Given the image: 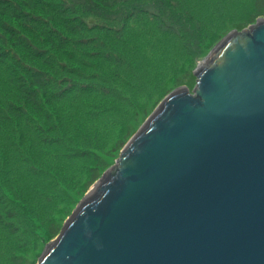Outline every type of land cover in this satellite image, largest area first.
Masks as SVG:
<instances>
[{"label": "water", "instance_id": "obj_1", "mask_svg": "<svg viewBox=\"0 0 264 264\" xmlns=\"http://www.w3.org/2000/svg\"><path fill=\"white\" fill-rule=\"evenodd\" d=\"M168 94L36 264H264V19Z\"/></svg>", "mask_w": 264, "mask_h": 264}, {"label": "trees", "instance_id": "obj_2", "mask_svg": "<svg viewBox=\"0 0 264 264\" xmlns=\"http://www.w3.org/2000/svg\"><path fill=\"white\" fill-rule=\"evenodd\" d=\"M235 1L0 0L1 261L22 264L23 252L16 249L18 233L27 235L29 229L36 233L34 224L41 215L32 203L39 206L37 201L46 196L38 177L45 174L68 187L77 178V165L70 171L65 159H53L42 151L66 142L80 146L81 154L92 156L97 163L87 171L90 186L108 166L97 153L101 147L96 138L104 130L124 126L132 111L138 114L137 97L159 96L168 83L182 84L174 70L181 65L187 69L226 34V17L221 23L219 20L227 13L224 8ZM250 3L253 23L255 17L264 16V0ZM93 33H99V38L84 37ZM110 45L117 56L104 57L102 52L110 50ZM89 61L95 66L89 67ZM88 68H99L105 76L118 74L136 87L129 89L127 97L106 88L100 77L91 80L102 87L88 86L84 83V69ZM66 79L85 87L68 86ZM193 79L189 73L184 82L190 84ZM74 92L76 96H72ZM85 102L102 107L90 109ZM103 108L108 111L102 112ZM62 118L73 127L63 124ZM70 132L73 136L66 140ZM123 145L124 140L113 150L119 151ZM14 148L16 154L11 157ZM22 159H29L26 164L40 173L21 170L14 161ZM12 169L15 176L11 179ZM58 232L57 224L48 228L50 237Z\"/></svg>", "mask_w": 264, "mask_h": 264}, {"label": "rangeland", "instance_id": "obj_3", "mask_svg": "<svg viewBox=\"0 0 264 264\" xmlns=\"http://www.w3.org/2000/svg\"><path fill=\"white\" fill-rule=\"evenodd\" d=\"M152 1V0H151ZM156 4H160V1H156ZM157 10V11H156ZM224 10L227 13H224V15L220 18V23L222 20L225 19L226 22V28L225 35L217 42L214 46H211L207 53L199 58L196 59L193 63L189 64L187 66V69H183V65L179 66L177 69L174 70V72L177 74V77H182L183 83L180 85H175L172 83H168L161 94L155 95L152 98L148 97L146 99H141V97H137L138 100L136 101L137 104H140L141 106L138 109V114L134 113L132 110V115H130V118L126 123H124V126L121 124L119 126H115L114 128H110L107 130L102 131V133L96 138L97 139V146L101 147V150L97 151L99 153L100 159L105 161L107 163V168L101 172V176L113 165H115V162L117 158L119 157V154L121 150L124 148L126 143L130 140V138L136 133V131L142 126V124L145 122V120L151 115V113L158 107V105L163 101V99L170 94L173 90L178 89L180 87H187L189 91L193 89L195 86V76L194 72L198 67V63L202 61L211 51L212 49L231 31L233 30H243L246 29L248 26L254 24L257 20L264 19V16H258L255 17L254 22L250 23V18L252 15H254V11L252 9V5L250 3V0H237L233 2V5H227ZM154 13H158V9L154 8L152 10ZM162 17V16H161ZM163 18V17H162ZM164 20V18H163ZM89 23L92 22V20H87ZM99 33H93L92 35L86 34L84 37H94L99 38L97 35ZM102 42V41H101ZM104 45H107L106 43ZM110 50L103 51L102 53L104 57H107L108 55L117 56L116 50H114L110 45ZM23 59V58H22ZM24 60V59H23ZM103 58L100 61H104ZM104 63V62H103ZM87 65L89 67L95 66L92 62H87ZM86 72L85 74V84L90 86L94 85L96 87H102L97 82H92V77H100L99 80H101L105 87L110 90H116L117 93L124 94L127 97H130V91L129 89H133L136 87L134 83H132L127 78H124L120 75H116L114 73H110V76H105L101 69L98 68V70H94L93 68L84 69ZM189 73H192L194 79L191 80L188 84V82H184ZM172 77H170L171 79ZM67 85H73V84H79L74 82V80L66 79ZM80 87H83L84 84H79ZM85 87V86H84ZM107 89V90H108ZM77 93L74 92L72 96H76ZM85 107L90 109H100L102 106H94L90 105V103L85 102ZM144 105V106H143ZM143 107V110H142ZM104 109V108H103ZM108 111L107 109L102 110V112ZM91 113H97V112H91ZM49 117L50 114H49ZM58 118V117H56ZM63 119V118H62ZM63 124L71 125L73 127V123H70L67 119H63ZM55 128L58 127V123H54ZM70 127V129H71ZM103 127V125H102ZM74 129V128H73ZM75 130V129H74ZM70 136H66V140L73 136V132H70ZM124 140V145L119 151H114V145L120 141ZM8 143L11 142L8 139ZM93 141L87 146L88 148L91 147ZM11 145V144H10ZM16 147V145H15ZM49 149L47 152L45 150L42 151L43 155L51 157L53 159L57 158H63V162H68L70 165V168L68 170H74V168L77 165V169L75 172H77V178L71 179L72 185L68 187L64 182L61 184L58 181H55L54 179L50 180L45 174L38 177L40 180H43L42 186L46 190V196L45 199L41 201H37L39 203V206L35 203L32 208L35 211H38L41 215V220H36L34 224L33 230H26L27 235H24L22 233L20 234L16 249L23 252L22 254V264H36L39 257L45 250L46 246L55 239V237H50L48 234V228L52 224H57L59 228V232L74 211V209L77 207V205L86 197V195L90 192V190L94 187V185L97 183V181L100 179V177L93 182L90 186H87L89 173L87 171L89 170V167H95L96 162H94L92 156H83L81 154L80 146L77 145V148L74 147L71 143H62L61 145L54 146L50 145L48 147ZM11 157L15 156L16 149L14 148L13 151H11ZM72 152V154L70 153ZM51 153V154H49ZM79 153V154H77ZM23 155H26L24 152ZM10 157V156H9ZM80 158H85L86 160L83 162V160H80ZM16 164L22 168L21 170L28 172L32 171L35 173H40V171L32 166L27 165L26 163H30V160H23L22 161H14ZM94 164V166H93ZM30 169V170H29ZM31 172V173H32ZM11 172L7 171V174L9 175ZM15 176V173L12 169V175L10 178L12 179ZM43 176V177H42ZM70 178V177H69ZM68 178V179H69ZM64 179V177H62ZM13 181V180H11ZM66 186H64V185ZM42 195V194H41ZM18 205V204H17ZM20 205V204H19ZM26 208V207H24ZM58 232V233H59ZM0 264H14L12 261H1Z\"/></svg>", "mask_w": 264, "mask_h": 264}]
</instances>
